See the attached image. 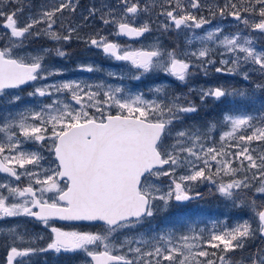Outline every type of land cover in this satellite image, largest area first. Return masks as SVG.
Segmentation results:
<instances>
[{
  "label": "snow or ice",
  "instance_id": "1",
  "mask_svg": "<svg viewBox=\"0 0 264 264\" xmlns=\"http://www.w3.org/2000/svg\"><path fill=\"white\" fill-rule=\"evenodd\" d=\"M0 4H5V0H0ZM78 6V0H55L24 20L20 19L25 10L24 0H6L5 6H0V27L6 30L0 36V41H4L0 46V93L62 74L44 68L42 55L26 60L16 52L29 37L47 36L53 41H69L76 28L71 24L65 27L64 13L74 14ZM201 7V0H161L159 15L167 19L159 27L164 31L172 27L177 30L182 27L203 29L211 21L192 13ZM119 9V12L110 9L100 17L105 25L115 26L116 35L141 38L152 31L148 21L139 25L132 22L149 11L147 5L141 7L140 0H119ZM88 11L89 16L94 17L100 10L93 7ZM209 11L213 17L230 15L245 28L264 34V0H225L223 7ZM56 27L67 34L61 35ZM195 39L203 46L184 53H178L175 48L164 49L158 42L141 48L121 46L104 36L91 37L86 42L118 61L130 62L138 73L133 77L137 80L152 70H161L181 82L194 74L193 68L203 69L206 75L207 66L216 63L206 42L223 47L222 56L229 55V59L220 60L221 65H232L227 68L228 73L243 71L244 79H248L252 71L264 75V49L257 50L251 37L242 36L240 32L224 35L223 30L216 27ZM55 51L58 56L66 55L59 48ZM189 57L198 63H193ZM247 65L252 66L250 71L243 70ZM81 70L92 72L96 69ZM223 70L222 67L215 69L216 72ZM93 87L97 90L93 91ZM257 88L264 90V83L258 84ZM154 91L159 95L148 100L143 93L132 95L125 93L122 87L53 83L29 93L30 96L48 97L50 103L38 110L26 109L28 115L20 113L18 117L0 123V133H5V140L0 142V173L8 174L15 181H20L22 176L28 178L24 187L0 182V220L26 217L47 226L50 219L56 217L67 221H101L107 225L102 233L51 227L53 235L44 248L32 246L33 239L28 238L27 232H19L17 225L0 228V232H6V239H11V243L6 244L5 264H25L37 253L47 251L56 254L83 251L91 258L90 264H237L226 254L243 250L246 242L257 233L264 239V204L257 205L252 200L248 206L256 217L255 229L246 220L231 229L213 230L208 236L201 232L181 235L175 240L172 233L150 239L126 238L119 249H126L125 254H113L116 250L112 244L113 234L152 217L157 200L167 208L172 200L185 202L192 198L188 187L192 182L216 183L212 174L213 162L217 165L216 176L223 174L230 178L228 182L218 184L221 195L232 198L239 190L255 187L254 181L259 184L257 193L264 194V147H252L253 143L264 146V113L260 115L258 127L254 124L256 116L225 114L223 119L229 130L221 135L220 148L206 147L199 129L179 130L172 135L173 125L199 108L191 101L181 104L179 96L168 98L160 87ZM64 92L71 93L70 100L59 99ZM229 95L244 96L246 93H230L222 86L200 90L201 102L209 97L219 102ZM20 99L14 97L12 103ZM92 108L95 112L87 110ZM112 109L116 110L114 114ZM169 140L174 142L167 143ZM229 140L233 148L225 151L223 142ZM22 141L41 147L51 141L47 151L54 155L55 167H43L46 158L39 150L20 151ZM6 152L16 155H5ZM233 160L239 167H233ZM26 166L34 170L28 171ZM164 166H168L167 171ZM180 166L188 174L177 178L175 171ZM241 174L242 178H236ZM160 176H172L173 179L167 193L157 195L160 189L155 183H149V178ZM57 178L66 179L68 183L61 187ZM134 244L138 246L133 247ZM101 245L103 251L93 250ZM248 262L264 264V248L250 254Z\"/></svg>",
  "mask_w": 264,
  "mask_h": 264
},
{
  "label": "rangeland",
  "instance_id": "2",
  "mask_svg": "<svg viewBox=\"0 0 264 264\" xmlns=\"http://www.w3.org/2000/svg\"><path fill=\"white\" fill-rule=\"evenodd\" d=\"M54 2L55 0H24L25 10L20 19L24 20L28 15L41 11L44 5H50ZM224 2L225 0H201V9L198 11L192 10V13L197 17H204L211 21L203 29L182 27L177 30L172 27L164 31L159 27L167 19L159 15L161 12V0H140L141 7L147 5L149 11L140 14L132 22L139 25L148 21L151 24L152 31L135 41H119L118 44L127 46L128 48H141L158 42L164 49L170 50L175 48L178 53L191 52L203 46L200 41L195 39L196 36L203 37L207 31L220 27L224 35L240 32L242 36L251 37L254 40L257 50L264 49V34L245 28L240 21L235 20L230 15L221 17L217 14L213 17L209 9L217 11L218 7H223ZM5 4H0V6H5ZM29 5L30 7H28ZM78 5L74 14L64 13L65 27L71 24L72 27L76 28V32L73 33L69 41H53L47 36L39 38L29 37L17 49L16 54L26 60L33 56L42 55L44 57V68L48 71H58L62 74L49 76L47 79H38L24 90H5L0 93V123L7 119L16 118L20 113L28 115L26 109L38 110L42 105L51 102L48 97L30 96L29 93H32L36 88L45 87L53 83L76 82L81 84V87L85 84L122 87L125 93L132 95L143 93L145 99L148 100H152L159 95L154 90L156 87H160L166 92L168 98L181 97V104L191 101L199 108V111L187 114L181 122L175 123L172 128V135L174 136L176 131L179 130L195 131L199 129L201 140L206 142V147L215 146L218 149L220 148L222 143L220 137L225 131L229 130L224 123L223 117L225 114L241 115L247 113L256 116L257 120L254 121V124L257 127L260 126L259 118L264 113V90L257 88V85L264 83V75L252 71L248 79H244L243 71L236 74L228 73L227 68L232 67V65L220 64L221 59L230 58L229 55H221L224 52L223 47H217L215 43L206 42L207 46L212 49L211 58L216 61L215 64L207 66L206 75L203 69L199 67L193 68L192 72L194 74L189 76L186 81L181 82L161 70H152L149 73L143 74L137 80L133 77L138 73L130 62L118 61L105 54L101 48L92 46L86 42L91 37L100 36L108 37L109 41L116 42L115 26L111 24L105 25L102 23L100 17L101 15H106L110 9L119 12V0H78ZM93 7L100 11L94 17H90L88 10ZM40 27L43 28L44 25ZM55 30L61 32V35L67 34L61 31L59 27H56ZM5 31L3 27H0V36H3ZM189 40L192 41L191 44L188 43ZM3 43L4 41H0V46H3ZM57 48L64 51L66 55L62 57L58 56L55 51ZM44 49H48L49 51H42ZM189 59L193 63H198L192 57H189ZM87 67H93L96 70L92 72L81 70V68ZM217 67H222L224 70L216 72L215 69ZM251 67V65H247L243 70L250 71ZM109 73H115L116 75L110 76ZM41 75L45 74L41 73ZM218 86H222L230 93L244 92L246 95H229L219 102L209 97L201 102V89L207 90ZM92 90L96 91L97 89L93 87ZM17 96L21 99L16 103H12L14 97ZM59 99L61 101H68L71 99V93H61ZM73 106H75L74 102ZM87 110L95 112L94 108ZM112 111L115 113L116 110L112 109ZM29 122L31 123V121ZM204 133H207V135L204 136ZM247 134L251 133L247 132ZM4 140L5 133H0V142ZM173 142L172 140L167 141V143ZM223 143L225 151L232 150V141L229 140ZM49 144H51V141H48L41 147L30 141H22L20 151L30 152L39 150L46 158L42 162L43 167H55L54 155L47 151ZM252 147L262 148L264 146L253 143ZM5 155H16V153L9 154L6 152ZM232 163L233 167H239L237 161L233 160ZM216 167V163L213 162L212 174L213 180L216 183L197 181L192 182L188 186L190 188L189 195L192 197L190 200L185 202L172 200L169 202L167 208H165L161 201L157 200L154 208L155 214L152 217L145 218L139 225L133 228L120 229L114 233L112 236V244L115 245L116 249L114 253L118 255L125 254L126 249L124 251H120L119 249L126 238L140 239L143 237L144 239H150L159 234L172 233L175 240L176 237L181 235H193L201 232L205 236H208L213 230L219 232L224 228L231 229L246 220L255 229L256 217L253 215L248 204L252 200H255L257 205L264 204V194L257 193L256 191V187H259L258 182H253L256 185L255 187L235 192L232 198L225 197L218 192L217 187L220 182H228L230 178L223 176V174L216 176ZM26 168L28 171L34 170L31 166H26ZM164 170L167 171L168 166H165ZM18 171L23 172L24 170L18 169ZM185 174H188V172L183 166L176 168L175 176L177 178ZM242 175L236 178H242ZM172 179V176L150 177L149 183H155L160 189V192L157 193L159 195L167 193ZM0 182L11 183L13 186L19 187L22 185L24 187L28 183V178L27 176H22L21 180L17 182L11 177L0 175ZM59 183L61 187L66 184L65 181H59ZM47 195L50 196L51 194ZM12 225H17L18 231L21 233L27 232L29 234L28 238L33 239L32 246L37 248H44L50 242V238L53 235L51 227H57L63 231L93 233H102L107 228L106 225L100 224L81 226L55 221H49V224L45 226L42 222L26 217L0 220V228L6 229ZM6 235V232H0V264H5L7 254L6 244L11 243V239H6ZM36 237H43V239H36ZM136 246L138 245H133V247ZM258 248H264V240L260 237L259 233L246 242V247L243 250L237 249L226 255L230 260L237 262V264H240L241 261H243V264H249L248 257ZM102 249L103 246L101 245L93 250ZM209 250L211 251V249ZM25 264H90V260L83 251L75 254L63 252L56 254L53 251H47L37 253L27 259Z\"/></svg>",
  "mask_w": 264,
  "mask_h": 264
},
{
  "label": "water",
  "instance_id": "3",
  "mask_svg": "<svg viewBox=\"0 0 264 264\" xmlns=\"http://www.w3.org/2000/svg\"><path fill=\"white\" fill-rule=\"evenodd\" d=\"M123 37H125V36H123ZM126 38H129V37H126ZM129 39H135V38H129ZM29 83H31V82H28L27 84H29ZM27 84L22 85V86H20V87L26 86ZM0 159H1V158H0ZM2 174H6V173H2ZM6 175H8V174H6ZM57 179H58V181L66 180V179H61V178H57ZM66 181H67V180H66ZM67 183H68V181H67ZM50 220H54V221H58V222H69V223H76V222H80V223H89V222H91V223H103V224H104V222H101V221H67V220H61V219L56 218V217H53V218H51ZM102 251H103V250H102ZM90 260H91V258H90Z\"/></svg>",
  "mask_w": 264,
  "mask_h": 264
},
{
  "label": "flooded vegetation",
  "instance_id": "4",
  "mask_svg": "<svg viewBox=\"0 0 264 264\" xmlns=\"http://www.w3.org/2000/svg\"><path fill=\"white\" fill-rule=\"evenodd\" d=\"M119 41V39H116V42L115 43H117ZM18 182V181H17ZM20 187H22V185H20Z\"/></svg>",
  "mask_w": 264,
  "mask_h": 264
}]
</instances>
